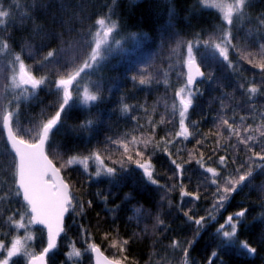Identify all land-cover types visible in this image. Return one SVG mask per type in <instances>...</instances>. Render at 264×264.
Masks as SVG:
<instances>
[{
  "label": "snow or ice",
  "instance_id": "6c2138e0",
  "mask_svg": "<svg viewBox=\"0 0 264 264\" xmlns=\"http://www.w3.org/2000/svg\"><path fill=\"white\" fill-rule=\"evenodd\" d=\"M120 7L0 0V264H140L145 240L147 264L264 262V196L245 202L264 177V0H168L143 24ZM128 45L146 54L107 87ZM161 83L163 111L137 98Z\"/></svg>",
  "mask_w": 264,
  "mask_h": 264
},
{
  "label": "trees",
  "instance_id": "16d2710c",
  "mask_svg": "<svg viewBox=\"0 0 264 264\" xmlns=\"http://www.w3.org/2000/svg\"><path fill=\"white\" fill-rule=\"evenodd\" d=\"M21 3H24L25 0H20ZM77 3H80L83 5L84 8V13L85 14H90L92 11V6L96 4L97 0H76ZM120 2V11L126 13L129 18L134 22V23H139L143 24L145 21H156V20H161V18L166 19V8L168 4V0H119ZM217 10L216 9H208L204 12L203 14V21H207L211 18H213L216 14ZM193 23H196V21H193ZM182 30L184 29V25H179L178 26ZM11 30V29H10ZM147 30V29H146ZM129 51L126 54L123 55H115L114 58L111 59L110 64H109V70L107 71V75L112 78V83H109L107 87H113L116 82H118L121 77H122V68L127 67L130 64H133L137 62L138 60L142 59L145 54H146V48H136L133 45H128L127 46ZM112 66H115L117 69L121 70H116L113 71ZM165 71H167V65H160ZM246 75H250V73H246ZM95 79V77H93ZM161 80L163 81V76H161ZM169 80L170 82H174L176 80V74L175 72H171L169 74ZM225 83H227L225 81ZM202 88L205 89V96L208 99H211V96L209 95L207 91V85H202ZM226 91H232L231 88L225 89ZM133 91L132 85L128 81H123V85L119 88V91L114 90L111 95L114 97H119L121 94H127L129 92ZM108 95L109 93H105ZM212 95H219V93H213ZM40 96L42 99L47 101L49 98L44 95V93H40ZM148 98V104H154L159 102L158 105V111H163V105L165 101L170 105L171 104V99L169 96H166L165 94V87L164 84L161 83L160 85L157 86V89L154 90L152 93H147V92H139L137 94L138 99H143L144 97ZM135 103V101H132ZM103 108H107V105H104ZM33 112H39V107H34ZM205 111L210 112L211 110L208 109L207 105L205 106ZM214 115V113H212ZM94 116L97 118L101 119H108V114L104 113L103 111L101 113H94ZM158 118V117H157ZM199 119V117H197ZM211 127L210 124H207L204 126V130L207 131L208 128ZM191 147L192 145H188ZM3 161H0L2 163ZM82 179V178H81ZM261 183H264V177H258L254 182L253 185L255 187V191L249 192L248 189H245V194L248 195L249 199L248 201H245L246 203H255L259 204L260 203V196H264V192H261L259 189V185ZM93 191L96 189H92ZM124 191H129V189L125 188ZM174 196H177V194H173ZM244 197L240 196L237 197V202L241 201ZM119 203V201H117ZM204 202L201 201V204ZM128 215H132V213H128ZM254 215L258 216L259 212L254 213ZM92 216H95V213H92ZM91 218V217H90ZM147 223L142 222L140 224L139 228L135 227V222H133V225L129 228V231L135 230V231H140L143 227L144 224ZM149 229H151V224H148ZM122 232L124 231L122 227ZM210 242V237H205L204 242L201 243V245L196 249L195 252L192 253L193 256H195L197 259L203 260L204 256L207 255V252L205 251V244ZM167 243V241H165ZM103 247V246H102ZM133 254L136 256V259L140 262V264H147L149 260V253L152 252V249L149 246V241L145 240L142 241L136 245L133 246L131 249ZM106 255H110L109 251L105 252ZM221 259L225 261V264H240V258H238L235 254H230V255H222ZM249 264H252L251 261H249ZM255 264H264V262L260 260H256Z\"/></svg>",
  "mask_w": 264,
  "mask_h": 264
},
{
  "label": "water",
  "instance_id": "95a60500",
  "mask_svg": "<svg viewBox=\"0 0 264 264\" xmlns=\"http://www.w3.org/2000/svg\"><path fill=\"white\" fill-rule=\"evenodd\" d=\"M106 255V254H105Z\"/></svg>",
  "mask_w": 264,
  "mask_h": 264
}]
</instances>
